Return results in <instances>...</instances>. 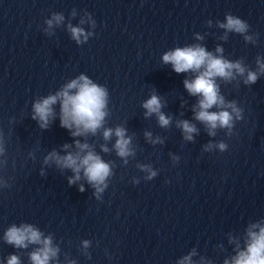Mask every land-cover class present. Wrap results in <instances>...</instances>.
I'll list each match as a JSON object with an SVG mask.
<instances>
[{"label": "clouds", "instance_id": "9594fccd", "mask_svg": "<svg viewBox=\"0 0 264 264\" xmlns=\"http://www.w3.org/2000/svg\"><path fill=\"white\" fill-rule=\"evenodd\" d=\"M72 15L75 16V10ZM64 20L63 13H53L45 21V32L52 34L50 30L61 25ZM84 24H88L90 29L96 27L95 19L87 11L79 21V25ZM206 24L211 28L213 21L208 20ZM215 27L223 30V34L218 37L222 41L226 42L229 34L235 33L241 35L245 43H257L256 36L249 34V24L231 13H226L223 21H216ZM67 29L78 45L86 44L95 35L94 31H86L84 27L73 26L71 23L67 25ZM194 38L196 41H203L204 35L194 33ZM161 59L163 64L171 65L175 73L191 74V78L183 80V86L189 96L197 98L196 103L191 106L193 120L202 124L210 137H215L217 130H225V135L231 137L236 122L243 119L244 110L236 100L226 99L221 92V83L231 84L242 78L245 86L254 85L264 76V56H256L255 68L252 69L243 58L231 60L225 57L224 48L219 44L214 51H209L202 43L197 42L174 47L164 52ZM109 100L107 87L83 73L67 80L54 93L35 97L31 105V119L36 121L39 129H49L58 118L59 126L68 130L73 138L72 144L64 143L59 151L52 149L44 155L39 173L42 177L46 176L45 168L55 167L61 174L68 170L72 173L67 177L69 186L77 185L78 191L83 193L85 186L79 182L84 180L94 190V198L97 201L103 200V194L114 176L116 163L114 160L106 161L100 153L114 152L126 166L129 158L135 159L137 152L133 136L128 134L124 125L106 126L111 114ZM185 103L182 101L181 107ZM57 105L58 113L55 107ZM165 106L162 97L154 91L141 103L145 119L155 116L158 126L168 129L173 123V117L162 111ZM175 126L181 130L184 141L194 142L195 135L199 134L196 124L188 119L176 120ZM98 134L104 141L99 144L100 152L96 151L95 143L89 142V137H96ZM144 137L152 145L164 143L163 138H154L150 131H145ZM113 138L114 143L109 148L107 142ZM8 146L9 139L5 138L4 131L0 128V192L10 189L15 179L8 174L9 168L14 170L16 167V160L10 156ZM228 147L223 140L215 143L210 141L203 150L212 152L213 149H218L222 153ZM36 151L35 148L30 150L28 159L36 161ZM170 155L173 164L179 162V156ZM136 168L147 174L143 177L146 181H151L158 175V170L151 164L137 163ZM139 182V178L133 177V184ZM226 235L228 244L233 246V254L224 258L223 264H264V217L248 222L240 235L232 232ZM0 241L17 250L4 258L6 264H24L22 254L27 256V264H77V260L68 253H64L61 260L60 242L55 240L54 234L45 233L33 223L10 224L0 236ZM80 245L81 254L90 259L88 249L92 242L84 239ZM220 247L223 248V245ZM195 255L197 252L193 249L176 264H194L192 257ZM4 261H0V264H4ZM200 264L213 262L202 256Z\"/></svg>", "mask_w": 264, "mask_h": 264}]
</instances>
